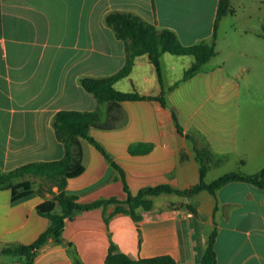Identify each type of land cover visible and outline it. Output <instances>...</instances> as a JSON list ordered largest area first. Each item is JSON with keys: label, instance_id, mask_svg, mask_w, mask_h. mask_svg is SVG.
Returning a JSON list of instances; mask_svg holds the SVG:
<instances>
[{"label": "crops", "instance_id": "0c3cea01", "mask_svg": "<svg viewBox=\"0 0 264 264\" xmlns=\"http://www.w3.org/2000/svg\"><path fill=\"white\" fill-rule=\"evenodd\" d=\"M218 3L0 0V169L8 172L30 162L62 159L65 145L53 125L59 111H98L103 121L109 119L110 104H100L82 80L110 77L125 65L126 43L106 22L110 13L136 15L157 30H172L183 45L191 46L213 41ZM230 8L220 23L236 14L234 0ZM215 42L217 48V37ZM217 51L188 79L183 76L195 58L162 53V85L148 56L140 55L130 75L115 84L119 91L143 96L164 91L166 100V106L155 99L121 102L113 128L90 129L89 134L124 172L133 195L145 187L167 184L185 190L199 183L202 165L197 149L209 151L212 157L205 181L210 170L228 164L247 174L264 168V113L260 135L254 127L258 115H246L242 108L239 73L244 69H230L227 56L214 63L221 50ZM79 141L84 170L68 179L66 192L77 195L83 204L111 197L126 200L121 172L88 139ZM144 146L150 149L142 152ZM162 195L177 194L154 196L151 210L138 211L143 216L141 235L129 215L111 218L109 230L120 251L134 259L170 255L178 264H201L209 236L217 229L218 264H264V190L232 182L215 195L202 191L157 206ZM51 197L34 192L12 201L9 189L0 190V247L34 242L50 225L37 206ZM114 209L109 205L77 213L65 223L63 243L50 238L33 264H77L76 260L105 264L110 238L104 214Z\"/></svg>", "mask_w": 264, "mask_h": 264}, {"label": "trees", "instance_id": "16d2710c", "mask_svg": "<svg viewBox=\"0 0 264 264\" xmlns=\"http://www.w3.org/2000/svg\"><path fill=\"white\" fill-rule=\"evenodd\" d=\"M231 11L230 0H219L213 41L211 43L201 42L191 46L183 45L172 30H157L152 24L136 15L124 12H112L107 16L106 22L108 25L114 29L116 36L126 43L125 65L110 77L84 78L82 85L86 91L95 96L100 104H110L108 111L109 119L103 121L102 115L98 111H59L55 115L53 125L57 138L65 145V156L62 159L30 162L8 172L0 169V190L9 189L12 193V201L25 198L34 192L40 195L48 193L52 196L37 206L38 213L50 220L49 227L31 244H8L1 246L0 254L24 258L25 264H33L39 249L50 238L58 244L63 243L62 234L67 220L74 219L75 215L82 211H89L96 208L106 209L107 206L114 205L115 209L112 214H104L110 238V246L105 264H178L170 255L134 259L120 251L117 244L113 241L112 234L109 230L111 218L117 214L129 215L135 222L141 235L140 225L143 216L138 211L141 209L145 211L151 210L153 208L152 197L154 196H159L163 193L192 196L202 191H208L215 195L219 189L232 182H246L264 190V168L253 174H247L241 170L230 171L207 183L205 181V176L208 171L207 164L212 160V157L209 151L197 149L198 159L202 165L199 183L185 190H178L167 184L145 187L136 195H133L126 183L124 172L102 145L89 134L90 129L94 127L101 129L113 128L115 126L113 121L118 119L122 111L121 102L155 99L166 106L164 91L158 96H143L137 91H119L115 88V84L130 75L137 56L147 55L150 62L155 66L160 84L162 85L160 56L164 52L173 55L193 56L195 61L185 71L183 79L192 77L201 71L210 59L217 55L218 51L215 40L218 26L221 19ZM173 118L179 133L183 134V130L178 123L175 113H173ZM80 137L88 139L94 144L110 161L111 165L121 172L124 189L127 193L126 200L123 201L116 197H111L83 204L78 201L77 195L66 192L68 179L80 175L84 170L82 165V147L79 141ZM144 147L145 149L142 152L150 149V147ZM131 152L136 153L140 151L138 149H131ZM28 176L38 178L42 181V184L38 185L37 190L34 188L36 183L30 179H26ZM21 179V182H17ZM54 187L58 188V192L54 191ZM187 207L192 211H196L190 205ZM217 236L218 231L214 229L209 236L201 264H218L215 249ZM76 263L82 264L79 260H76Z\"/></svg>", "mask_w": 264, "mask_h": 264}, {"label": "rangeland", "instance_id": "374dc122", "mask_svg": "<svg viewBox=\"0 0 264 264\" xmlns=\"http://www.w3.org/2000/svg\"><path fill=\"white\" fill-rule=\"evenodd\" d=\"M234 2H236V14L225 17L219 25L217 48L221 51L213 62L223 60L227 56L230 59L228 64L230 69L237 66L244 69L239 73L242 82L243 112L246 115L249 113L258 115L259 121L254 127L261 135L264 113V0H234ZM235 169L231 164L215 167L208 172L206 181L211 182ZM34 182L38 185L42 184L37 178ZM180 196L162 195L156 199V205L183 200ZM19 258L0 254V264H25L24 258L17 262Z\"/></svg>", "mask_w": 264, "mask_h": 264}]
</instances>
